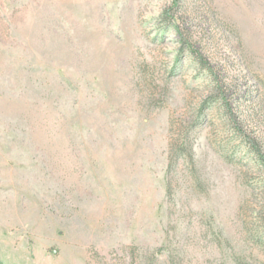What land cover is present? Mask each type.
I'll return each mask as SVG.
<instances>
[{"label": "rangeland", "instance_id": "rangeland-1", "mask_svg": "<svg viewBox=\"0 0 264 264\" xmlns=\"http://www.w3.org/2000/svg\"><path fill=\"white\" fill-rule=\"evenodd\" d=\"M0 264H264V0H0Z\"/></svg>", "mask_w": 264, "mask_h": 264}, {"label": "trees", "instance_id": "trees-1", "mask_svg": "<svg viewBox=\"0 0 264 264\" xmlns=\"http://www.w3.org/2000/svg\"><path fill=\"white\" fill-rule=\"evenodd\" d=\"M191 50V52L192 53H194V51H193V49H190ZM201 61V63L203 64V65H205L206 63L205 62H203L202 60H200ZM252 142V141H251ZM253 145H252V148L253 149H255V152H257L259 155H260V152H259V149L257 148V146L256 145H254V143H252ZM263 160V159H262Z\"/></svg>", "mask_w": 264, "mask_h": 264}]
</instances>
